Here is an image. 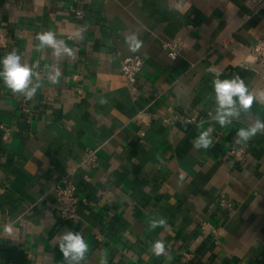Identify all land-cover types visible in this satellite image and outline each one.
<instances>
[{"label":"crops","instance_id":"0c3cea01","mask_svg":"<svg viewBox=\"0 0 264 264\" xmlns=\"http://www.w3.org/2000/svg\"><path fill=\"white\" fill-rule=\"evenodd\" d=\"M248 1L0 0L8 43L0 58L15 49L22 63L37 65L40 83L27 99L0 80V125L13 131L7 143L0 135V218L27 223L17 246L0 242V264H65L55 244L65 230L89 244L82 264L105 256L106 264H264V132L236 142L239 129L264 122V101L255 99L264 79L241 65L264 38V13L251 17ZM45 31L74 55L37 51L36 34ZM131 34L142 42L135 53L125 42ZM230 35L244 53L218 47ZM175 38L185 48L171 61L162 43ZM136 55L144 65L132 93L121 62ZM53 68L61 73L55 84ZM217 74L239 75L254 96L251 109L224 127L211 118ZM208 128L212 146L195 149ZM233 145L246 148L244 162L230 159ZM86 148H100L99 166L90 181L81 170L72 178L85 201L76 226L58 217L51 190ZM222 199L234 209L219 207ZM154 220L165 224L152 228ZM157 241L165 246L160 256Z\"/></svg>","mask_w":264,"mask_h":264},{"label":"clouds","instance_id":"9594fccd","mask_svg":"<svg viewBox=\"0 0 264 264\" xmlns=\"http://www.w3.org/2000/svg\"><path fill=\"white\" fill-rule=\"evenodd\" d=\"M79 35V33H77ZM38 41L36 50L41 51L46 48L53 50V55L60 57L67 55L72 57L74 53L67 47L63 40H58L55 33L45 31L36 34ZM125 42L131 52L135 53L141 47V41L135 34L126 36ZM175 58V57H174ZM173 58V59H174ZM37 65H29L21 62V56L14 49L0 58V80L3 84L15 94H21L27 99H31L37 89L40 87L39 76L36 71ZM59 68H53L49 74V81L53 84L58 82L60 76ZM35 78V82L34 79ZM212 87L215 93V111L212 120L221 127L231 124L233 119H238L241 111L248 112L254 102V96L249 92L244 81L235 75L230 79H220L219 74L212 81ZM255 99L264 101V93H261ZM208 128L194 139L193 147L195 149H208L212 146L211 132ZM258 132H264V122L256 120L247 128H241L236 134L238 144L247 143ZM165 224L164 220L152 221L151 227ZM55 244H58L59 250L63 255L65 264H82L86 258L89 244L80 232L65 230L56 238ZM152 250L157 256L165 254V246L157 241L152 245ZM101 264H106V256L101 260Z\"/></svg>","mask_w":264,"mask_h":264},{"label":"built area","instance_id":"2783aa9c","mask_svg":"<svg viewBox=\"0 0 264 264\" xmlns=\"http://www.w3.org/2000/svg\"><path fill=\"white\" fill-rule=\"evenodd\" d=\"M248 6L251 11V17L260 16L264 13V0H249ZM72 13L77 19H82V14L80 11L72 9ZM190 28L192 29L193 27L190 26ZM7 44L6 31L0 28V50L6 49ZM218 47L228 52H245L243 45L231 35L220 41ZM184 48L185 42L180 38H175L169 42L162 43V49L171 61H176L181 58ZM143 65V59L137 55L127 57L121 62L122 77L126 83V86L132 93L138 92L139 88L137 78L142 71ZM241 65L246 69L260 73L261 77L264 79V38L258 40L253 48L246 53ZM72 79L76 81L78 80V76L75 75ZM23 113L28 119H30L32 116V113L29 109H23ZM194 121V119L190 120V122ZM12 132L13 131L10 127L1 124V141L3 143L9 142L12 138ZM139 136L140 142L144 143V134L141 132ZM99 152L100 148H86L82 153L81 160L77 167L72 169L53 185L51 192L55 197L58 217L62 221L72 223L76 226L80 225L81 218L78 213V207L81 202L85 201L80 200L78 197L77 189L72 178L76 171L81 170L84 173V178L87 181H90L91 173L99 166ZM228 155L232 161L241 163L245 161L247 151L243 146L233 145L228 149ZM219 207L228 211H232L234 209V204L226 199H222L219 202ZM17 223L19 226L16 225ZM17 223H4L0 218V242L7 240L12 246H17L19 244V229L26 226L27 223L23 217L18 219ZM202 230L209 232L212 235L217 234V232L207 224L202 225ZM187 258L188 257L186 256L185 259Z\"/></svg>","mask_w":264,"mask_h":264}]
</instances>
